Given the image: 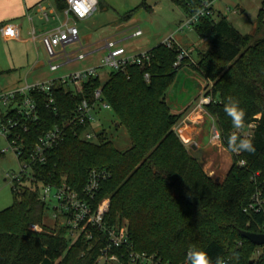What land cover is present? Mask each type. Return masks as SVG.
I'll return each instance as SVG.
<instances>
[{
	"label": "trees",
	"instance_id": "16d2710c",
	"mask_svg": "<svg viewBox=\"0 0 264 264\" xmlns=\"http://www.w3.org/2000/svg\"><path fill=\"white\" fill-rule=\"evenodd\" d=\"M190 16L202 0H170ZM60 11L66 0H54ZM254 32L239 33L220 13L201 17L193 25L199 39L207 38L197 60L179 66L194 68L211 81L212 102L205 110L213 117L221 145L235 129L224 112L228 97L239 101L246 112L244 126L251 125L254 154H232V163L222 182L212 181L185 149L173 130L181 113H171L165 94L179 68H173L178 51L163 43L148 50V66H129L125 72H109L82 82V92L73 94L58 85L53 88L56 111L46 107L43 93L31 91L38 119L28 130L15 129L23 139L19 161L30 164L31 174L16 183L13 204L0 211V264H95L106 243V233L94 227L81 231L70 242L65 227L47 230L42 223L47 206L40 190L64 181L83 197L90 171H104L91 204L107 198L106 227L125 222L131 250L151 257L152 264H188L187 252L205 251L216 264H264V250L251 258L255 246L242 231L264 233V206L249 208L253 196L264 197V0ZM262 33L261 35H258ZM149 73L145 82L143 74ZM109 103L117 126L125 128L130 147L118 150L104 131L96 142L79 139L66 128L64 138L45 153L43 163H30L29 152L37 138L54 126H62L81 99L93 101L95 89ZM79 130V129H78ZM77 131V129H76ZM241 135V134H240ZM243 136V135H242ZM246 161L243 165L240 161ZM31 226L42 230L33 231ZM118 252V251H115ZM126 263L127 252L119 250Z\"/></svg>",
	"mask_w": 264,
	"mask_h": 264
},
{
	"label": "rangeland",
	"instance_id": "374dc122",
	"mask_svg": "<svg viewBox=\"0 0 264 264\" xmlns=\"http://www.w3.org/2000/svg\"><path fill=\"white\" fill-rule=\"evenodd\" d=\"M96 2V10L90 17L84 20L68 19V25L74 23L78 29L79 39L66 45L65 51L69 53L71 59L77 57L78 53H82L84 58L82 60L73 59L71 63L64 65L63 63L67 60L62 57L60 49L57 48L58 53L54 63L63 65L57 71L50 72L47 66V56L43 50H40L38 53L40 65L34 72L36 76H39L38 78L42 80L54 79L61 74L99 65L106 54L104 44L107 40L117 41L118 45L129 52H143L171 36L179 47L190 51L192 61L197 60L199 51L204 50L206 46V42L198 38L193 27H183L180 31L178 30L184 22L186 14L170 0H96ZM261 6V0H215L212 4L215 12L213 18L217 16L218 12L222 13L239 33L251 34L254 32ZM241 10L243 11L241 12ZM56 13L54 16L49 15L48 21L43 20L39 24L49 29L66 21L63 12L57 10ZM262 20L264 23V12ZM137 30H140L141 34L135 36L134 33ZM27 52L30 53L32 50L25 49V46H9L0 40V68L11 63L12 60L14 62L25 60ZM98 72L101 80L104 81L109 70L103 68ZM11 74L14 75V72L0 73L2 84L14 80L11 79L12 77H7ZM211 86V81L202 78L194 68L184 65L177 70L175 80L166 91L165 101L171 113H181L177 124L173 126V130L180 140L183 132L190 131L189 128H186L180 134L181 127L178 128V126L182 120L186 124L192 125V128L195 126L196 133H192L190 137L184 133L182 139L185 142L182 141V143L188 153L193 144L197 149L203 151L201 168L212 181L219 183L224 180L231 166L232 154L221 145L222 142H220L213 117L205 109L200 112L194 108L200 97L210 95ZM95 119L96 129L94 131L96 133L104 131L107 140L111 141L120 151L130 147V139L125 128L121 125L117 126L115 116L111 111H99L95 115ZM250 129L249 126H243L242 129H233L232 132H239V134L248 137ZM214 133L218 137L214 136ZM6 147H8V143L0 135V211L13 204L15 187L19 189L28 185L27 181L15 182V178L21 174V163L17 160L14 151L7 150L2 154ZM28 173L29 170H26L25 176H28ZM259 200L264 201V197H259ZM47 207L42 221L44 228L50 231L63 226V219L59 215L53 217L55 202H49ZM121 226H125V222H122ZM30 229L33 231L42 230L38 226H31ZM64 234L70 242H73L77 236V233L65 232ZM263 250L264 247L252 251L250 257L255 258Z\"/></svg>",
	"mask_w": 264,
	"mask_h": 264
},
{
	"label": "built area",
	"instance_id": "2783aa9c",
	"mask_svg": "<svg viewBox=\"0 0 264 264\" xmlns=\"http://www.w3.org/2000/svg\"><path fill=\"white\" fill-rule=\"evenodd\" d=\"M214 1L202 0L199 8L203 9V14L195 20L191 19L192 15L185 16V20L178 30L180 31L183 27H193L201 17H213L215 14L212 8ZM66 4L67 7L64 10L66 20L69 18L73 20H84L90 17L96 10L97 2L96 0H66ZM38 9L43 18L48 20L49 13L41 6H38ZM3 27L2 36L4 38L10 39L15 36L16 31L11 25H5ZM140 34V30L134 33L135 36ZM78 39V29L76 26L68 25L66 22L40 37V42L43 44L42 46L48 59L47 66L50 71L54 72L61 67L60 64L54 63L58 53L56 49H60V53L67 60L65 62L67 63L70 61V58L69 53L65 51V47L68 44L78 41ZM202 41L207 42V38H203ZM162 43L169 48L175 44L178 48L176 60L172 65L173 68H179L184 60H188L190 63L194 62L190 58V51L179 47L171 36ZM104 47L106 54L97 66L61 74L54 79L26 85L24 88L0 92V135L8 143V147L3 149L2 154L7 150L14 151L17 160L23 154V139L13 133L15 129H21L23 132H26L28 130L27 124L35 122L38 119L37 105L29 95L31 91L45 94L47 98L46 107L55 112L57 107L52 93L54 87L60 85L64 89L69 90V92L71 91L73 94H76L82 92V82L90 77L100 76L99 69L106 68L109 72L117 73L125 72L129 66L143 68L150 64L151 56L148 51L129 52L124 47L118 45L117 42L110 40L105 42ZM83 58L84 55L82 53H78L77 57H75L77 60H82ZM143 78L145 82H148L150 78L149 73L145 72ZM210 102H212L211 96H202L198 100L195 109L202 112L205 105H208ZM111 109L109 103L101 98L100 88L95 89L92 102L84 98L81 99L75 107L74 114L65 120L62 126H54L37 138L29 152L30 163H43L45 161L46 151L57 145L64 138L66 128L75 132L81 140L96 142L98 138L97 133L94 131L96 129L95 115L99 111H111ZM214 136L218 137L215 133ZM19 162L21 163V174L15 180L21 176H25L26 170H29L28 175L31 174L30 164L24 161ZM106 176L107 173L104 171H90L87 183L83 188L82 198L79 193L71 189L64 181L59 185L50 184L43 186L39 197L46 206L51 201L55 202V207L53 208L55 215L53 217L59 215L63 219V227L66 228V233H77V238L79 233L88 227L105 231L106 243L100 249L95 264H124V256L122 253H119L121 249L127 252V264H152L151 257L131 250L125 226L106 227L104 219L108 212L110 200L105 198L96 203L95 207L92 206L91 200L94 198L99 182ZM249 205V208L251 207L257 210L258 208L255 207L264 206V201H260L258 195H254Z\"/></svg>",
	"mask_w": 264,
	"mask_h": 264
},
{
	"label": "crops",
	"instance_id": "0c3cea01",
	"mask_svg": "<svg viewBox=\"0 0 264 264\" xmlns=\"http://www.w3.org/2000/svg\"><path fill=\"white\" fill-rule=\"evenodd\" d=\"M38 6L44 8L49 13V15L54 16L55 14H57L56 11L58 9L56 8L54 0H0V40L2 42H5L9 46H25V49L32 50V52L26 53L25 60H22L21 62H14V60H12L11 63L1 66L0 73L4 71L9 73L10 71H12L14 72V75H7V77H12L11 79L14 80H11L10 82L8 81L5 84H2L0 80V92L24 88L26 85H32L34 83L43 81L42 79L38 78L39 76H36L34 74L35 70H37L38 66L40 65L38 53L40 52V50H43V52H45L42 46L43 44H41L40 42V37L53 28L48 29L44 27V25L39 24V22L45 19L40 13ZM242 11L243 10H241V12ZM60 12H63L64 14V10ZM64 22L68 24V19ZM5 25H11L15 29L16 34L13 38L7 39L2 36V30L4 28L3 26ZM175 43L177 44V42ZM30 46L31 48L29 49ZM73 59L75 58H70V61L63 64H69ZM63 64L60 65L62 66ZM179 125L180 126H178V128L181 127L180 134H182V132L186 130V128H189L190 131L183 132V134L185 133L184 135L190 137L192 133H196L195 126H193L194 128H192V125L186 124L183 120L179 123ZM183 134L181 135L182 138L184 136ZM182 138L181 141H183ZM184 142L185 141H183V143Z\"/></svg>",
	"mask_w": 264,
	"mask_h": 264
},
{
	"label": "clouds",
	"instance_id": "9594fccd",
	"mask_svg": "<svg viewBox=\"0 0 264 264\" xmlns=\"http://www.w3.org/2000/svg\"><path fill=\"white\" fill-rule=\"evenodd\" d=\"M203 14L202 8H196L193 10L191 19L195 20L198 16ZM225 114L231 119L233 128L239 130L242 129L245 123L246 112L240 107L239 101L233 97H228L224 105ZM227 147L234 154L249 153L254 154L256 148L250 138L242 136L239 132H233L227 137ZM243 165L246 161L241 160ZM188 264H213L208 254L199 249H192L187 252ZM216 264H220L219 258Z\"/></svg>",
	"mask_w": 264,
	"mask_h": 264
},
{
	"label": "water",
	"instance_id": "95a60500",
	"mask_svg": "<svg viewBox=\"0 0 264 264\" xmlns=\"http://www.w3.org/2000/svg\"><path fill=\"white\" fill-rule=\"evenodd\" d=\"M202 152L203 151L201 149L196 148L195 144L191 145V149L189 153L195 160H197V162L200 165L202 164V158H203ZM240 234L243 238L250 241V243H252L253 245L264 247V233H253V232L242 231Z\"/></svg>",
	"mask_w": 264,
	"mask_h": 264
}]
</instances>
